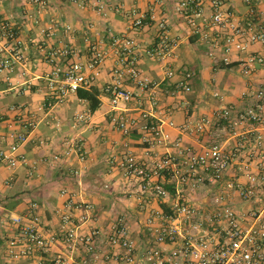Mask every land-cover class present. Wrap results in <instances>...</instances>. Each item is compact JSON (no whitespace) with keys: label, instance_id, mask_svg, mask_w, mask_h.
I'll return each mask as SVG.
<instances>
[{"label":"crops","instance_id":"obj_1","mask_svg":"<svg viewBox=\"0 0 264 264\" xmlns=\"http://www.w3.org/2000/svg\"><path fill=\"white\" fill-rule=\"evenodd\" d=\"M79 1L47 0V10L41 16L40 24H35L30 17L37 11L33 0H0V18L9 19L20 28V39L27 57L12 71L0 73V150L10 149L16 142L13 135L23 132V121L33 118L37 127L27 142L20 146L19 153L30 164L38 163L32 176L28 174L29 164L16 168L0 164V264H36L41 260L40 253L14 259L8 251L11 241L18 237V228L12 223V218L27 215L33 202L37 203L44 234L52 244V253L43 258L47 264H56L54 258L58 253L63 254L70 264H104L87 261L89 257L83 245L69 248L61 221V215L68 211L76 216L78 232L82 235L94 230L108 232L118 217L124 216L137 249L141 251L149 246L152 241L149 218L155 211L170 213L173 200L158 199L142 192L136 181L124 176L120 162L127 153H134L149 163L157 157L172 154L177 157L178 168L184 169L185 157L180 156L179 149L172 145L149 146L143 143V134L139 130L123 134L114 126L113 115L123 113L138 117L146 110L162 125L165 133L173 140L181 141L182 148L194 150H200L210 142L209 130L199 134L195 131V124L204 118L216 121V113L221 109H230L235 116L253 107L264 116V99H257L259 90L264 89V63H257L248 75L243 73L241 66L250 54L264 58L262 45L251 44L244 54L232 51L228 66L216 65L213 56L223 58L226 55L224 43L229 33L212 27L209 19L200 21L195 30L185 15L178 11L181 0H95L102 8L81 7ZM212 1L202 0L208 16L213 10ZM222 1L232 12L234 20L246 22L248 6L244 0ZM257 3L258 9L264 12V0ZM132 11L145 14L147 24L134 27ZM151 14L155 16L154 20L150 19ZM160 20L167 21L177 42L169 66L146 53L157 44ZM117 37L131 38L142 47L139 68L145 76L160 83L155 89V104L148 98V93H142L127 81L125 87L140 96L120 105L122 111H113L110 97L103 88L111 82L112 70L120 58L121 49L113 44ZM53 49L74 51L67 57L58 56L57 61L63 65L71 62L87 65L93 50L105 53L100 75L90 88L84 89L97 92L100 105L94 112L77 93L69 94L52 107H44L49 94L48 81L46 84L44 76L54 67L48 61ZM170 66L175 71L172 77L167 76ZM186 73L193 74L187 81ZM181 82H187L191 90L178 88ZM238 131L247 132L253 139L238 152L223 180L219 184L211 183L207 187L184 192L187 200L204 212L213 210L209 191H223L229 184L235 186L234 191L227 192L238 214L243 216L264 208L261 194L254 200H244L237 190L248 185L246 170H243L245 165H250L253 173L260 171L258 152L264 150V140L260 146L255 137L264 135V129L244 123ZM72 138L83 140L85 161L70 149ZM240 140L237 136L228 137L225 149L228 152L235 150ZM147 149L150 150L148 155ZM174 171L160 179L171 190L177 182ZM72 194L77 201L91 208L78 210L70 207ZM100 241L110 252H124L122 248L110 247L106 239Z\"/></svg>","mask_w":264,"mask_h":264},{"label":"built area","instance_id":"obj_2","mask_svg":"<svg viewBox=\"0 0 264 264\" xmlns=\"http://www.w3.org/2000/svg\"><path fill=\"white\" fill-rule=\"evenodd\" d=\"M248 6V18L245 23L236 21L232 12L222 0L212 1V13L208 16L202 0H181L178 11L182 12L188 24L195 30L200 21L210 20L212 27L227 31L225 36L223 58L213 56L216 65L230 64L229 54L232 51L247 53L251 44H260L264 47V12L258 9V0H244ZM37 6L35 15L30 16L35 24H40L41 16L47 10V0H33ZM81 7L93 6L102 8L95 0L79 1ZM134 16L133 26L143 27L147 24V16L132 11ZM154 20L155 16L150 15ZM71 28L68 27V30ZM157 44L147 49L150 57H155L167 65L173 59L177 46L172 37L166 20L157 24ZM46 31L43 30V33ZM113 44L119 46L120 58L117 66L112 70V80L103 90L110 97L113 111H122L120 105L127 104L136 99L139 94L125 83L130 81L142 93H148V98L155 104V89L160 83L145 76L139 68V54L142 49L137 42L128 37H117ZM73 50L53 49L48 56V61L54 64L52 71L45 75L48 81L49 94L44 102V107H52L62 102L69 94L80 89L90 88L100 75V66L104 61L105 53L93 50L90 62L84 65L71 62L63 65L58 62V56L67 57ZM47 59V56H46ZM27 57L20 39V28L9 19L0 18V73L12 71L17 64H22ZM257 63H264L261 55L250 54L241 62L244 74H250ZM169 66V65H168ZM175 71L168 68L167 76H174ZM192 73H186V81L191 79ZM178 88L190 91L187 82L178 84ZM257 99H264V89L257 93ZM217 120L202 119L195 124V131L199 134L209 130L210 142L200 150L182 148L180 140H173L168 133L162 130V125L155 121L154 116L143 110L140 116H128L123 113L113 115L114 126L123 134L128 135L135 130L142 132L143 143L149 146L165 144L179 149L178 154L185 157L182 163L184 169L178 168L177 157L166 154L157 157L149 163L134 153H127L120 167L127 179L136 181L142 192L158 199H172L170 213L155 211L148 220L152 241L144 250H138L131 237L130 226L124 216L112 224L108 232L99 230L82 235L78 232L77 218L68 211L61 215L63 229L66 232V242L69 248L83 245L88 254L87 261L103 262L104 264H264V208L253 210L241 216L233 203L229 200L227 190L234 191L233 184L223 191H209L210 205L213 210L204 212L199 206L187 200L184 195L186 190L195 191L207 187L208 184H219L227 175L228 170L238 156L241 148H245L252 140L247 132L238 131L244 123L256 124L264 129V116L253 107H248L241 113L233 116L230 109H221L216 113ZM81 118V117H80ZM171 126L174 124L171 122ZM35 119L28 117L23 121V132L13 135L16 139L10 149L0 150V164L11 168L29 164V175L36 172L38 163H29L27 158L19 153L20 146L29 139L30 134L36 129ZM237 136L241 140L233 151L225 149L228 137ZM261 146L264 135L256 137ZM70 149L78 153L82 161L83 140L72 138ZM149 148V147H148ZM150 150H146L149 154ZM126 155V154H125ZM57 158V157H56ZM259 173L250 171V165H245L248 185L237 189L244 200H254L258 194L264 197V150L258 152ZM175 170L177 178L173 190L168 188L160 179ZM174 191V192H173ZM65 194V192H63ZM264 200V199H263ZM264 202V201H263ZM69 206L78 210H88L90 205L77 201L75 195L69 197ZM37 203H31L27 215L12 218V223L18 228V237L9 245V254L12 258L30 257L42 254L41 260L36 264H47L43 258L52 253V244L44 234L40 216L37 214ZM79 220V219H78ZM212 229V231L210 230ZM112 248H122L123 253L110 252L104 249L103 241ZM54 262L56 264H70L63 254L58 253ZM86 263V261H85Z\"/></svg>","mask_w":264,"mask_h":264},{"label":"trees","instance_id":"obj_3","mask_svg":"<svg viewBox=\"0 0 264 264\" xmlns=\"http://www.w3.org/2000/svg\"><path fill=\"white\" fill-rule=\"evenodd\" d=\"M76 93L80 99H84L89 103L91 111L94 112L99 107L100 101L97 98L96 91H86L84 89H80Z\"/></svg>","mask_w":264,"mask_h":264},{"label":"rangeland","instance_id":"obj_4","mask_svg":"<svg viewBox=\"0 0 264 264\" xmlns=\"http://www.w3.org/2000/svg\"><path fill=\"white\" fill-rule=\"evenodd\" d=\"M125 156H127V154Z\"/></svg>","mask_w":264,"mask_h":264}]
</instances>
